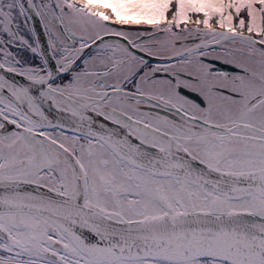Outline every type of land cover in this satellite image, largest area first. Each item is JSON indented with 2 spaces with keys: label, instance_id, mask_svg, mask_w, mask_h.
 Wrapping results in <instances>:
<instances>
[{
  "label": "snow or ice",
  "instance_id": "obj_1",
  "mask_svg": "<svg viewBox=\"0 0 264 264\" xmlns=\"http://www.w3.org/2000/svg\"><path fill=\"white\" fill-rule=\"evenodd\" d=\"M0 264H264V0H0Z\"/></svg>",
  "mask_w": 264,
  "mask_h": 264
}]
</instances>
